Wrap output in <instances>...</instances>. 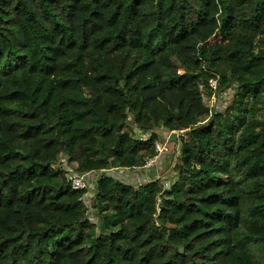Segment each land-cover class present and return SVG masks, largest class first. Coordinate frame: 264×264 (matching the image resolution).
<instances>
[{
  "label": "trees",
  "instance_id": "1",
  "mask_svg": "<svg viewBox=\"0 0 264 264\" xmlns=\"http://www.w3.org/2000/svg\"><path fill=\"white\" fill-rule=\"evenodd\" d=\"M164 131L172 183L101 173L89 219L59 159L142 167ZM0 264H264V0H0Z\"/></svg>",
  "mask_w": 264,
  "mask_h": 264
},
{
  "label": "rangeland",
  "instance_id": "2",
  "mask_svg": "<svg viewBox=\"0 0 264 264\" xmlns=\"http://www.w3.org/2000/svg\"><path fill=\"white\" fill-rule=\"evenodd\" d=\"M223 92H228L229 94H226L223 97V99H222L223 102H221L222 107L219 109V112H224L225 107L228 106L227 104L225 105V103H224L225 100H228L230 103L232 98H233V94H234L232 89H225V90H223ZM204 102L208 107H210L211 101L208 99L207 95H205V97H204ZM164 132H167V131H164ZM135 133H136V136L141 138V139L147 140L149 138V136H148L149 133L148 134L142 133L137 128H136ZM180 134H181L180 132L171 134V138L169 140V143H170L169 155L161 162V164L158 167H152L149 169H143L142 170L143 174L150 175V176H147L146 181H154L156 179H159L164 184V186H169L172 183V180L177 173L176 167L181 162V141L179 138ZM166 139H167V134L166 135L162 134V135H160L159 140L157 142L162 143V142H165ZM185 139H186V137H185ZM59 160L62 161L63 159L61 160V158H60ZM65 161H66V159H65ZM66 166H65V168H66V173H67L68 177H70L71 175L76 173V170H75L76 169V163L66 162ZM134 174H135L134 171L131 170V171L126 172L125 176L124 175L123 176L118 175V176L123 182H125V183L131 182V183H134L136 185L137 181H139L142 176L138 175L139 179L136 180L137 177H134L135 176ZM95 175L96 176H95V179L92 181V188L90 190L91 196L94 195L96 181L99 179L100 174L96 173ZM222 178L226 179L224 177H222ZM95 204L96 203L92 201V198L90 200H86L87 214H88L87 217L89 219H91L94 223H97L99 220L96 217L97 212H95L96 211L95 208H97V206L95 207ZM93 205H94V207H93ZM85 235L86 236L91 235L92 237L94 236V234L91 230H86Z\"/></svg>",
  "mask_w": 264,
  "mask_h": 264
},
{
  "label": "built area",
  "instance_id": "3",
  "mask_svg": "<svg viewBox=\"0 0 264 264\" xmlns=\"http://www.w3.org/2000/svg\"><path fill=\"white\" fill-rule=\"evenodd\" d=\"M219 85H220V76L217 73H215L208 80V87L212 91V94L210 96H208V99L211 101V105L209 107L210 116L219 112V109L222 107L221 102H223L222 101L223 97L226 94H229L228 92L219 91ZM224 103H225V105L226 104L229 105L228 100H225ZM166 133L167 132H165V133L163 132L164 135H166ZM173 133H177V132H174V131L168 132L167 139L165 142H162V143L157 142L156 143L155 154L152 157L148 158L142 167H133V168H122V167L116 168L115 167V168H111L109 170H102L100 172L91 171V172H86V173H75L69 177L72 189H74V190H85L86 196H84V200L86 202V200H90L92 198V196L90 194V192H91L90 190L92 188V181L95 179L96 173H99V174H101V173L106 174L107 173V175H115L119 178L118 175H120V176L124 175L125 176L126 172L132 170V171H134L135 176H137V175L143 176V174L141 172L143 169L158 167L161 164V162L166 158V156L169 154V151H170L169 140L171 138V134H173ZM62 159H61L62 161L57 162L56 167L65 168L67 159H66V161H65V158H62Z\"/></svg>",
  "mask_w": 264,
  "mask_h": 264
},
{
  "label": "clouds",
  "instance_id": "4",
  "mask_svg": "<svg viewBox=\"0 0 264 264\" xmlns=\"http://www.w3.org/2000/svg\"><path fill=\"white\" fill-rule=\"evenodd\" d=\"M210 115V114H209ZM212 116V115H211Z\"/></svg>",
  "mask_w": 264,
  "mask_h": 264
}]
</instances>
